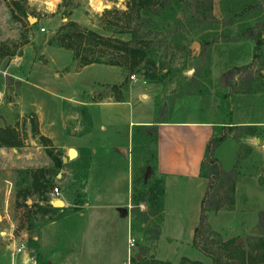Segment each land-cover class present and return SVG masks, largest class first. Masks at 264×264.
Masks as SVG:
<instances>
[{
    "label": "rangeland",
    "instance_id": "obj_1",
    "mask_svg": "<svg viewBox=\"0 0 264 264\" xmlns=\"http://www.w3.org/2000/svg\"><path fill=\"white\" fill-rule=\"evenodd\" d=\"M126 2L0 0V131L11 127L18 140L16 147L0 148L1 244L8 243L1 233L12 231L15 241L27 247L24 233L37 235L47 222V216L32 213L34 208L22 207L23 200L18 198L26 195L28 204L38 202L39 197L31 186L33 174L41 181L51 178L60 195L70 203L78 200L79 206L85 204V187L81 188V180L76 176L85 166L88 172L92 146L97 141H115L111 147L97 150L102 165H96L106 174L116 175L126 162L131 185L141 177L146 182L141 189L152 184L154 134L139 126L130 127L128 122L106 121L118 114L117 110L108 111L105 119L91 103H110L119 96L126 100L131 97V89L154 84L157 86L153 90H142L135 96L134 103L135 109L153 111V121L160 116L165 121L228 122L236 94H257L260 96L249 97L264 99L261 96L264 95L261 0H212L210 23L204 24L197 22L185 7L166 12L157 21L159 29L150 52L154 68L164 74L161 84L148 83L138 73L131 75L125 67L91 64L82 68L71 51L47 43L56 36L57 28L68 21L104 36L114 35L116 18L126 10ZM112 8L118 15L105 13ZM28 18L34 22L30 23ZM106 20H111L112 25H107ZM256 23L262 25V41L255 49V42L245 37V30ZM196 42L198 54L194 50ZM248 64L254 72L249 82L250 93H244L246 86L236 77L235 88L226 87L221 81L220 76L226 70ZM260 70L262 75L258 74ZM256 128L254 136L233 128L228 138L236 145L231 141L224 143L225 139L212 153L222 170L234 169V204L227 203L230 184L220 179L215 200L222 205L216 212L208 213L206 233L199 242L201 247L206 246L223 258L234 254L235 244L247 255L253 239L264 236L261 214L264 212V151L251 158L242 144L252 139L246 137L260 138L264 143V124ZM214 133L220 134V130ZM73 146L80 150L79 157L62 163L64 166L56 170L54 158L67 157L68 148ZM147 166L150 170L146 173ZM168 188L172 190L168 193L164 222L158 224L157 217L133 216L131 233L129 237L124 234L122 246L126 249L128 239L132 238L137 245L131 249V257L139 252L141 257L137 259L141 264L154 260L181 264L183 258L211 264V259L192 243L206 185L191 187L185 202L182 196L181 204L185 203L186 208L177 206L180 195L175 188ZM157 230L159 234L153 239ZM83 249L81 253L86 254V248ZM87 249L91 250L92 246ZM38 250L31 248V255H40Z\"/></svg>",
    "mask_w": 264,
    "mask_h": 264
},
{
    "label": "crops",
    "instance_id": "obj_2",
    "mask_svg": "<svg viewBox=\"0 0 264 264\" xmlns=\"http://www.w3.org/2000/svg\"><path fill=\"white\" fill-rule=\"evenodd\" d=\"M156 86L150 84L136 87L135 90L131 89L129 93L131 97L126 101L110 103L100 101L90 105L100 109L105 119L108 111L117 110L118 114L106 121L124 124L128 122L130 127L149 126L153 123V111L135 109V96L141 94L142 90H153ZM249 96L260 95L236 94L235 105L232 107L234 109L230 116L231 121L228 122L176 120L156 124L153 175L155 178L163 179L162 222H164L163 215L166 212L168 193L172 190L168 186L175 188L176 193L180 195L176 203L178 206L181 204L182 196H184V202L187 200L191 187L207 185V180L202 178L199 172L205 146L215 132V126H254L256 130L258 129L256 127L264 124V99ZM246 138H252L242 142L244 148L249 150V157L253 158L258 155V152L264 151V143L260 138ZM251 140L257 144L253 145ZM227 141L236 145L233 139L227 138L224 143ZM97 142L92 146L88 164L85 204L82 207L79 206L77 210H72L74 205L58 193L55 198L63 201V206L60 208L70 210L64 216L44 223L39 229V234L33 235L40 255L32 256L31 248L16 242L15 237L13 241L6 238L8 243L0 242V264H131V249L137 243L132 248L124 249L122 239L124 234L129 237V232L131 233L133 216L145 214V203L140 202L137 213L132 214V185L126 170L127 163L125 162L122 168L120 166L121 171L116 175L106 174L100 166L96 165V163L102 165L97 150L111 147L115 141ZM73 148L76 149L77 157H79L80 150L77 146ZM50 193L51 191L48 192V196ZM181 206L186 208L185 203ZM5 232L12 233V231ZM24 235L28 236L26 232ZM21 246L23 249L17 251V248ZM91 246L92 249L88 250L87 248ZM83 248H86V254L81 253Z\"/></svg>",
    "mask_w": 264,
    "mask_h": 264
},
{
    "label": "trees",
    "instance_id": "obj_3",
    "mask_svg": "<svg viewBox=\"0 0 264 264\" xmlns=\"http://www.w3.org/2000/svg\"><path fill=\"white\" fill-rule=\"evenodd\" d=\"M115 0H107V2H114ZM211 1L212 0H127L125 6L126 10L120 12V17L116 18L118 24L114 35L104 36L94 30L88 28H81L76 22L68 21L59 26L55 32L56 36H53L47 41L49 45L66 49L71 51L73 59L77 60L80 66L85 67L91 64H103L108 66H120L125 67L132 75L138 73L148 83L161 84L164 81V74H160L154 68L152 61L150 60V52L153 48V39L155 32L158 31V20L164 18L165 13L168 11H174L175 7H185V9L192 12L196 21L204 24L210 23L211 18ZM105 10V13H114L118 15L117 10ZM261 9H264V0H261ZM109 19V18H107ZM107 25H112L111 20H106ZM260 24L245 30V37L248 40L255 42V49L262 41ZM252 65H243L239 67H232L220 76L221 81L226 87L235 88L237 81L242 80L246 86L244 93H250L249 82L253 78ZM259 75L261 70L258 71ZM115 87V86H114ZM115 101H126L123 96H119ZM162 111V110H161ZM164 118L160 116L155 117L153 123L149 126L139 125L142 129H146L147 132H151L156 135V124L163 123ZM233 128H239L245 135L254 136L256 133L254 126H215V130L219 129L220 134L213 133L208 140L203 159L200 165L199 175L207 180L206 191L201 199L200 203V215L197 226L193 229L192 243L195 248L200 250L206 256L211 259V264H264V236L256 237L254 242L250 245L247 255L240 250L238 245H234V254L228 255L223 258L220 253L214 250L207 249L206 246L201 247L199 239L203 238L206 233V221L209 212H216V210L222 205L217 204L215 200L216 184L221 180L228 181V195L227 203L229 206L234 204V186L235 177L234 169L231 171H224L220 168L217 160L213 157L212 153L214 149L219 146L225 139L228 138V132ZM233 137H237L234 135ZM40 139H44L40 137ZM18 145L17 135L13 128L5 127L0 131V148L1 147H16ZM155 156V154H154ZM150 165V164H149ZM62 164L61 158H54V168L58 170ZM151 169L154 167L151 165ZM82 173L77 175L81 180V188L85 187L88 172L87 166L83 167ZM31 186L33 193L37 194L38 202L28 204L26 202V195L18 196L23 201L22 207L27 209L34 208L32 213H40L42 216H47V221H52L64 216L70 209H63L53 207L49 201L48 189L54 188L51 178L41 181L38 176L31 175ZM220 180V181H221ZM139 181V182H138ZM134 179L132 182L131 203L132 214H136L138 211V204L140 202L147 204V211L145 217H157L158 224L162 220L163 211V196L164 185L162 177L155 178L146 189H141L145 185L144 177L139 180ZM222 183V181H221ZM72 210L79 208V201L74 200ZM264 216V212L261 213ZM28 231V230H27ZM159 234L157 230L153 236L156 239ZM28 248H36L37 242L33 236H28L26 239ZM141 257L138 252L130 258L131 264H141V260L137 257ZM145 264H171L168 261L154 260ZM181 264H201L198 261H191L183 258Z\"/></svg>",
    "mask_w": 264,
    "mask_h": 264
},
{
    "label": "water",
    "instance_id": "obj_4",
    "mask_svg": "<svg viewBox=\"0 0 264 264\" xmlns=\"http://www.w3.org/2000/svg\"><path fill=\"white\" fill-rule=\"evenodd\" d=\"M29 19V22L30 23H33L34 20H31L32 18H28ZM194 50L196 52V54L199 53V44L196 42L194 43ZM77 157V151L75 148H68L67 150V157H63L62 158V163H66L68 160H73ZM150 170V167L147 166L146 167V173ZM58 177H59V174H58ZM53 207H57V208H60L63 206V201L60 200V199H55V200H51L49 202Z\"/></svg>",
    "mask_w": 264,
    "mask_h": 264
},
{
    "label": "built area",
    "instance_id": "obj_5",
    "mask_svg": "<svg viewBox=\"0 0 264 264\" xmlns=\"http://www.w3.org/2000/svg\"><path fill=\"white\" fill-rule=\"evenodd\" d=\"M41 31H44V29H41ZM58 193H59V191H58V188L57 187H54L53 189H52V191H51V193L49 194L50 195V201L51 200H54V199H56L55 198V196H57L58 195ZM49 201V202H50ZM4 211H6V209L4 210ZM7 215L5 214V216L4 217H6ZM1 235H2V237L4 236V237H7V239H9L10 241H13L14 240V235H13V233H8V232H2L1 233ZM135 246V242H134V240L132 239V238H129L128 239V248H132V247H134ZM21 249H23V246H21L20 248H17V251H20Z\"/></svg>",
    "mask_w": 264,
    "mask_h": 264
}]
</instances>
